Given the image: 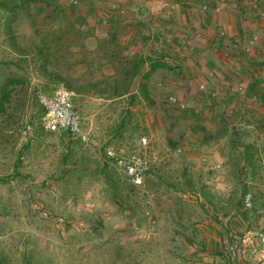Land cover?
I'll return each instance as SVG.
<instances>
[{"label":"rangeland","instance_id":"rangeland-1","mask_svg":"<svg viewBox=\"0 0 264 264\" xmlns=\"http://www.w3.org/2000/svg\"><path fill=\"white\" fill-rule=\"evenodd\" d=\"M0 1V86L22 82L8 86L0 110V264H264V86L246 98L234 90L211 97L205 83L200 92L202 82L180 78L177 65L156 63L147 85L152 106L138 90L139 77L130 85L134 99L112 96L133 59L103 39L113 21L105 18L108 0L60 1L67 33L55 76H40L12 42L24 49L47 29L58 30L62 17L46 29L38 17L42 30L35 33ZM196 17L215 36L217 15ZM184 46V56L199 57ZM256 49L264 66V50ZM219 51L215 44L202 52L231 55ZM140 60L145 73L148 56ZM66 84L74 88L86 142L43 127L40 97ZM170 95L185 110L169 105ZM210 106L217 109L204 111ZM134 157L143 166L139 185L118 165Z\"/></svg>","mask_w":264,"mask_h":264},{"label":"crops","instance_id":"crops-1","mask_svg":"<svg viewBox=\"0 0 264 264\" xmlns=\"http://www.w3.org/2000/svg\"><path fill=\"white\" fill-rule=\"evenodd\" d=\"M192 1L196 5L207 3L212 7L216 0ZM108 2L105 18L113 21L105 28L107 32L103 33L106 46H114L120 51L128 52L133 60L148 56L149 61L147 62L150 64L162 63L165 64V68L177 65L179 73L181 72L179 74L180 78L187 80L196 78L199 82L205 83L207 90L211 93L217 91L220 94H227L229 90L235 91L234 88L237 85H243L246 88L248 97L253 86H258V84L260 87L264 86L263 77L257 75L261 73L258 70L264 69V66L260 64L261 60L258 58V52L255 53L258 51L256 47L260 49L261 46L264 50V20L255 19L250 21L245 18L247 14L252 13L249 9L251 2H257L264 8V0H227L224 13L217 15L218 28L216 30L218 32L215 36L212 35L209 28L210 23L209 26L205 25L204 27L197 21L196 16L202 13L195 6L190 7L182 4L181 0H108ZM111 3L123 8L125 14L118 16L110 12L109 5ZM207 14L214 15L211 12ZM198 29H203L205 35L195 38L194 33L199 32ZM221 31L225 32V36L222 38L219 36ZM255 31L260 32L261 40L248 55L243 52L246 41L242 44L240 40L241 37L245 36L244 33H247L248 39ZM167 38L170 39V44L166 43ZM236 42L237 44H235ZM215 44L219 46V52H231V55L227 56L224 53V55L219 54L212 57L207 54L208 52H202L207 45L210 48ZM184 45L189 46L190 50L196 48L195 52L199 57H195L197 59L194 60V58H190V53H187L188 56H184L183 53L187 49ZM162 48L166 49L161 50ZM154 51L160 53L159 58H156ZM150 52L154 55L152 56ZM176 52L178 53L176 54ZM161 57H163V60H160ZM225 57L227 58L225 59ZM250 57L256 59L250 60ZM235 63L238 64V67L234 66ZM250 65L254 67L261 66L253 72ZM149 68L145 72H149V79L151 80L155 70L150 73ZM169 70L172 69L169 68ZM210 70L218 71L220 76L216 78L217 80L210 79L207 76ZM161 71L164 74H161L160 78L165 77L166 80V71ZM156 75H160V72ZM216 109L217 106H210L204 108V111Z\"/></svg>","mask_w":264,"mask_h":264},{"label":"trees","instance_id":"trees-1","mask_svg":"<svg viewBox=\"0 0 264 264\" xmlns=\"http://www.w3.org/2000/svg\"><path fill=\"white\" fill-rule=\"evenodd\" d=\"M61 0H6L11 7L10 18L15 19L18 13H21L24 18L30 23L31 28L34 29L35 33H39L40 30L46 29L48 26L45 24L47 21L62 17L61 22L59 23V29L56 31H51L47 29L46 33L39 38L38 41L30 42L24 49L17 46L12 42V47L15 51L25 55L24 57L28 59L29 63L33 66L34 71L40 76L53 77V67L56 56L60 55L61 49L60 44L64 41V34L67 33L66 27L69 24V18L66 16L64 7L60 4ZM0 7H6L4 2L0 1ZM7 9V8H6ZM42 17L43 27L36 31L37 18ZM13 41V38H12ZM60 60V59H59ZM58 60V62H59ZM153 64V65H152ZM149 71L155 70L158 65L152 63ZM144 62L142 60H132L131 67L124 72V77L122 82L119 84L115 83L113 88L114 97H128L134 99L130 93V85L133 79L139 77L138 80V90L142 95L143 99L149 106H152L154 103L149 96L147 85L149 80V72L143 73L142 66ZM59 66V65H57ZM55 66V67H57ZM56 78L61 81L62 78L60 75H56ZM22 83L21 80H9L7 83L0 86V110L3 109L4 102L9 97L8 86L14 83ZM66 87L70 91H74L73 87L70 84H66ZM78 93H82L77 90ZM44 115V110L41 107V117Z\"/></svg>","mask_w":264,"mask_h":264},{"label":"built area","instance_id":"built-area-1","mask_svg":"<svg viewBox=\"0 0 264 264\" xmlns=\"http://www.w3.org/2000/svg\"><path fill=\"white\" fill-rule=\"evenodd\" d=\"M227 0H216L214 5L210 7L207 3L194 4L192 0H181L182 4L187 6H195L197 10L202 14H207L209 12L213 14H221L224 11L225 4ZM70 3L76 4L74 0H70ZM250 11L254 14L257 19L264 20V8L260 6L257 2H251L249 5ZM109 11L115 13L118 16H123L125 10L115 3L109 5ZM102 24H106V19L102 20ZM219 36L222 38L225 36V32L221 31ZM195 38H200L201 33L195 32ZM261 34L259 31H255L245 42L243 46V52L249 54L252 50L260 43ZM170 39H166V43L170 44ZM235 67H238V64H234ZM213 72H208V77H213ZM198 91H206V85L200 83L198 85ZM238 97L246 98L247 91L243 85H237L234 92ZM211 97H215V93L210 94ZM75 94L73 91L66 89L63 85L55 87L52 93L49 96H41L40 104L44 110V115L42 117V124L45 130L51 133H66L73 139H77L82 142L88 140V134L84 131L82 125V118L79 112L76 110L73 99ZM252 101H256V98L253 97ZM169 105L173 106L178 110H185L186 105L174 95H170L167 98ZM30 131V126H27L24 135H27ZM142 143L145 145L146 140L142 139ZM118 165L121 166L126 173L130 176L133 183L139 185L141 184V178L143 173L142 163L137 159L133 158L129 162L124 160H119ZM220 164H216L215 168H219Z\"/></svg>","mask_w":264,"mask_h":264}]
</instances>
